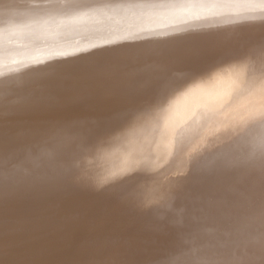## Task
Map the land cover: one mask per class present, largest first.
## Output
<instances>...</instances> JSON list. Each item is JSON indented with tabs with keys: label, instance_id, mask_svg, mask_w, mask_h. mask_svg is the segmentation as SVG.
I'll use <instances>...</instances> for the list:
<instances>
[{
	"label": "bare ground",
	"instance_id": "6f19581e",
	"mask_svg": "<svg viewBox=\"0 0 264 264\" xmlns=\"http://www.w3.org/2000/svg\"><path fill=\"white\" fill-rule=\"evenodd\" d=\"M40 2L0 0V264H159L222 207L259 204V160L244 146L230 150L216 129L264 111V74L247 76L227 114L214 109L245 77L229 65L264 39V10L183 23L189 0H85L98 19L42 28ZM127 34L135 38L116 39ZM54 49L69 55L31 64ZM193 112L207 119L189 127ZM181 126L205 145L196 160L174 149L167 157ZM262 140L255 133L253 143ZM126 148L155 171L98 183L127 165ZM85 149L96 154L95 179H78L65 162ZM238 159L240 170L226 166ZM159 184L170 187L168 202L140 204Z\"/></svg>",
	"mask_w": 264,
	"mask_h": 264
},
{
	"label": "snow or ice",
	"instance_id": "6c2138e0",
	"mask_svg": "<svg viewBox=\"0 0 264 264\" xmlns=\"http://www.w3.org/2000/svg\"><path fill=\"white\" fill-rule=\"evenodd\" d=\"M257 6L264 10V0H189L185 7L183 23L205 21L226 17L236 9L254 10ZM100 9L91 6L85 0H41L35 5V23L39 27H47L55 23L57 27H66L74 24L85 23L88 20L98 19ZM135 37L127 34L116 37L118 40H129ZM111 43L112 41H106ZM69 55L68 51L54 49L44 53L42 57H34L32 65L47 63L55 57ZM239 66L245 69V77L225 93L216 103L214 113L227 114L233 108L234 101L241 94L242 86L247 85V76L253 72L264 74V39L252 43L229 67ZM227 71V70H224ZM212 79H219L220 73L208 74ZM201 87V83L194 84L189 92ZM207 119V113L193 112L185 124L191 127L200 119ZM63 131H74L66 129ZM216 132L228 136L232 140L230 150L235 145L246 148L249 158L259 160L262 173H264V140L253 143L255 133L264 132V111L248 113L238 120H229ZM205 145L202 139L192 143L185 137L184 126L172 133L169 141L167 157L175 153H184L191 160H196L202 155ZM128 155L127 165L118 172H110L100 184H106L116 178L135 179L141 173L154 172L149 156L134 149H125ZM96 154L89 150H81L75 156L66 158V163L80 180L95 179L90 172ZM164 163H168L165 158ZM220 163H225L221 158ZM246 160H233L226 166L233 171L240 170ZM183 175V173H179ZM172 195L170 187L159 184L152 190L148 200L140 199L144 206L160 205L167 203ZM259 220L260 227L257 232L255 223ZM159 264H264V192L258 205L245 204L243 206H229L223 208L217 218L210 225H204L192 234L188 247L179 254H172L162 259Z\"/></svg>",
	"mask_w": 264,
	"mask_h": 264
}]
</instances>
